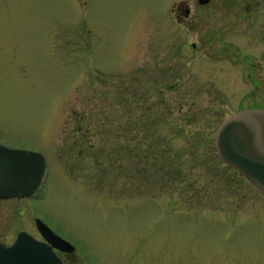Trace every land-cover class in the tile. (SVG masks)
<instances>
[{"label":"rangeland","instance_id":"obj_1","mask_svg":"<svg viewBox=\"0 0 264 264\" xmlns=\"http://www.w3.org/2000/svg\"><path fill=\"white\" fill-rule=\"evenodd\" d=\"M171 1L0 0V142L46 159L32 195L0 198L1 239L41 238L37 216L66 264H264V194L214 144L264 107V1L203 8L205 67Z\"/></svg>","mask_w":264,"mask_h":264},{"label":"water","instance_id":"obj_2","mask_svg":"<svg viewBox=\"0 0 264 264\" xmlns=\"http://www.w3.org/2000/svg\"><path fill=\"white\" fill-rule=\"evenodd\" d=\"M214 144L219 158L264 194V107H243L223 116ZM45 166L41 151L0 142V198L31 195L44 176ZM34 221L42 238L19 229L11 241L0 239V264H64L55 248L73 251L74 245L40 217Z\"/></svg>","mask_w":264,"mask_h":264},{"label":"flooded vegetation","instance_id":"obj_3","mask_svg":"<svg viewBox=\"0 0 264 264\" xmlns=\"http://www.w3.org/2000/svg\"><path fill=\"white\" fill-rule=\"evenodd\" d=\"M215 0H172L170 2V8H169V17L171 22L173 21L175 23V27L178 25L183 32H194L198 37L197 40L191 39L189 41L190 48L189 50L192 53H195V61L199 63V60L202 58H199V56H210L208 53L204 50L205 47H209L211 45L210 42L205 44L204 37V23H205V17L203 8L205 6L212 5ZM239 1H245L243 4V7L247 10L251 8L252 0H239ZM264 1V0H263ZM229 4V5H235L236 0H223L221 3L223 4ZM175 28H172V24L170 23L168 25V31H167V39L171 42L173 32H175ZM180 30V29H179ZM200 37V38H199ZM178 45L180 44L177 43ZM237 46V45H236ZM233 48V45H232ZM179 50V49H178ZM182 50V49H180ZM239 51V50H237ZM210 53L214 54H223L228 55V50L224 51H211ZM229 57V56H227ZM205 58V57H204ZM247 58V57H246ZM201 62L202 66L205 67V64L207 63V59H202ZM249 63V62H248ZM255 64V63H254ZM258 64H260L258 62ZM250 66L253 65V63H249ZM196 69L199 71V66L195 65ZM59 256L64 260L66 263L68 260L72 261L74 259V252H68V251H62L56 249Z\"/></svg>","mask_w":264,"mask_h":264}]
</instances>
